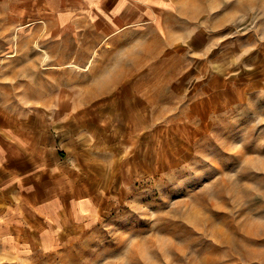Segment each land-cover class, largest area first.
Instances as JSON below:
<instances>
[{"label": "rangeland", "instance_id": "rangeland-1", "mask_svg": "<svg viewBox=\"0 0 264 264\" xmlns=\"http://www.w3.org/2000/svg\"><path fill=\"white\" fill-rule=\"evenodd\" d=\"M185 4L202 40L167 48L50 38L0 3V118L56 134L100 212L0 264H264V0Z\"/></svg>", "mask_w": 264, "mask_h": 264}, {"label": "crops", "instance_id": "crops-1", "mask_svg": "<svg viewBox=\"0 0 264 264\" xmlns=\"http://www.w3.org/2000/svg\"><path fill=\"white\" fill-rule=\"evenodd\" d=\"M0 3L4 12L19 14V19L45 30L50 38L95 37L112 40L115 46H137L144 41L167 48L202 40L201 12L187 7L185 0ZM99 217L95 197L83 195L75 184L57 135L44 129L24 131L0 118V260L50 251L64 232L93 226Z\"/></svg>", "mask_w": 264, "mask_h": 264}]
</instances>
